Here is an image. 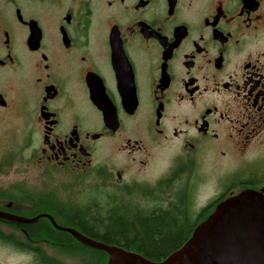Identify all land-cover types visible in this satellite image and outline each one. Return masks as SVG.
<instances>
[{
  "label": "flooded vegetation",
  "instance_id": "flooded-vegetation-1",
  "mask_svg": "<svg viewBox=\"0 0 264 264\" xmlns=\"http://www.w3.org/2000/svg\"><path fill=\"white\" fill-rule=\"evenodd\" d=\"M0 131V176L26 161L49 182L115 183L112 203L0 186L1 211L38 217L0 218L15 264H107L78 235L104 243L110 211H163L192 235L229 197L264 196V0H0Z\"/></svg>",
  "mask_w": 264,
  "mask_h": 264
},
{
  "label": "water",
  "instance_id": "water-1",
  "mask_svg": "<svg viewBox=\"0 0 264 264\" xmlns=\"http://www.w3.org/2000/svg\"><path fill=\"white\" fill-rule=\"evenodd\" d=\"M34 222L0 210V218ZM78 235V234H77ZM79 239L109 254L107 264H264V196L244 191L221 202L191 237L161 261L136 251Z\"/></svg>",
  "mask_w": 264,
  "mask_h": 264
},
{
  "label": "trees",
  "instance_id": "trees-1",
  "mask_svg": "<svg viewBox=\"0 0 264 264\" xmlns=\"http://www.w3.org/2000/svg\"><path fill=\"white\" fill-rule=\"evenodd\" d=\"M105 171L103 169L101 173H105ZM105 176L107 177V175ZM112 197L113 195L107 202L112 203ZM61 206L59 203L54 205L56 209L61 208ZM66 209L62 208L63 211H67L65 216L67 219L72 221L83 219L77 209L73 207ZM124 213L127 215L122 216L110 211L103 221L100 220L99 226L103 231L101 239L104 243L136 251L154 261H161L191 237V234H188L190 228L178 225L169 216V213L159 210L151 213L136 212L132 216H129L127 211ZM81 224L90 231L88 225ZM106 253L105 251V259L107 260L108 253Z\"/></svg>",
  "mask_w": 264,
  "mask_h": 264
},
{
  "label": "rangeland",
  "instance_id": "rangeland-1",
  "mask_svg": "<svg viewBox=\"0 0 264 264\" xmlns=\"http://www.w3.org/2000/svg\"><path fill=\"white\" fill-rule=\"evenodd\" d=\"M3 131H0V156L3 155ZM26 143V142H24ZM27 154V152H26ZM1 158V157H0ZM117 159H115V162ZM106 164V163H105ZM111 164V163H108ZM167 164V163H166ZM165 163L161 165L156 164L152 168L153 170L149 172V174L145 173H138L136 168H131L130 172L126 174L127 176L130 175H137L139 177L143 176H150L156 177L161 174L163 171ZM39 168L33 164H29L28 162H23L22 173L19 176H0V186L7 187L8 191L18 187H24V194H35L37 192L42 193V187L47 186L53 188L56 192V196L63 200V201H72L77 203H90L91 201H104L107 202L108 199L112 196L114 190L112 189L115 186V183H112L111 180H106L103 177L102 183L98 180V178L94 176H89L87 180L80 182L77 179H70L67 177H59L57 176L53 182H49L43 180L38 176ZM45 182V184H43ZM212 190L204 189L202 195L200 196V200H205L208 196L211 195ZM21 195V191L19 193ZM18 202L27 203V201L19 200ZM23 210V209H22ZM32 210H25V211H18L25 216H29ZM15 254L13 252H7V250H3L0 248V262L2 264H15Z\"/></svg>",
  "mask_w": 264,
  "mask_h": 264
}]
</instances>
